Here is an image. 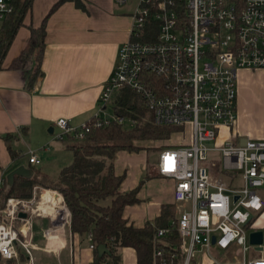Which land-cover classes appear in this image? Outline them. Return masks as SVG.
<instances>
[{
	"label": "built area",
	"instance_id": "built-area-1",
	"mask_svg": "<svg viewBox=\"0 0 264 264\" xmlns=\"http://www.w3.org/2000/svg\"><path fill=\"white\" fill-rule=\"evenodd\" d=\"M15 1L0 0V21ZM131 17L129 38L118 47L96 109L79 124L55 119L53 139L79 140L112 121L132 128L136 117L117 114L112 101L123 87L138 92L155 124L191 127L188 142L158 153L156 170L174 180V200L183 206L175 217L178 242L158 243L171 226L156 229L153 264H264V255L247 256L254 248L250 221L264 206V135L219 139L237 120L240 69L263 72L264 97V0H137ZM28 153L29 163H40L35 150ZM34 199L8 198L0 259L18 257L19 248L32 259L27 222L37 209ZM61 204L69 221L62 195Z\"/></svg>",
	"mask_w": 264,
	"mask_h": 264
},
{
	"label": "crops",
	"instance_id": "crops-1",
	"mask_svg": "<svg viewBox=\"0 0 264 264\" xmlns=\"http://www.w3.org/2000/svg\"><path fill=\"white\" fill-rule=\"evenodd\" d=\"M55 1L57 0L31 1V7L18 26L2 61L0 68V187L4 175L15 166L39 165L28 162V157L25 156L29 155V149L35 150L40 163L43 158H46V163L43 164L44 170L51 175H55L63 164L71 160V151L65 148V138L53 139L55 130L53 121L59 117H65L71 123L79 124L92 115L97 107L102 85L115 64L118 47L129 38L131 13L137 0H126L123 3H118L116 0H81L83 3L81 7L73 0L62 1L50 12L45 22V47L40 62L43 74L33 86L28 87L26 75L30 64L28 63L26 68H13L10 67V63L28 41L30 35L28 25L39 26ZM243 84L242 81L239 83L236 123L230 132L224 129L226 135L220 136L219 139L227 135H240L242 138L246 136L259 138L264 135V119L261 127L256 130H247L240 124L241 116L244 114V103L252 105L247 98L250 97L247 88ZM261 101L264 108L263 85ZM49 128L52 130L50 131ZM183 130L185 134L188 133L187 136ZM190 130L189 125L186 128L175 127L169 137L172 140L177 134L179 139L171 143L188 142L191 138ZM6 133L17 134V136L10 137L6 141L4 138ZM21 141L24 142L25 147L23 152L19 151V148L23 146H18ZM8 144L21 154L16 162L10 156ZM126 150L119 149L116 152L114 170L118 174L124 173L119 186L120 191H128L138 186L136 193L138 201L125 205L124 217L135 225L142 226L146 220H153L160 214L162 204H172L176 217L183 204L174 200V180L159 175L156 170L159 152L153 163H149L150 151L147 148L140 147L128 152ZM61 151L65 156L63 161L62 158L58 159ZM23 158L25 160H22ZM146 174H148L147 177H145ZM141 179L143 181L140 183ZM260 189L262 190H259V193L264 200V185ZM41 190L45 192V196H49L53 205L52 192H50L52 189ZM43 205L41 202V207ZM41 207L39 209L44 211ZM49 212H53V207ZM59 216H63L61 211ZM54 218L61 220L56 215H53ZM43 222L37 220L31 227L32 259H29L19 248L18 257L0 259L1 264H90L93 261L96 249L89 246L87 233L81 235L72 232L70 221L65 226L58 225L51 228L44 226ZM256 228L264 231V206L250 221L249 231ZM252 251L257 254L254 248ZM118 253L120 255L118 264H137V255L133 247L122 246L118 249ZM257 255H264V252H259ZM97 264L113 263L104 256L103 260Z\"/></svg>",
	"mask_w": 264,
	"mask_h": 264
},
{
	"label": "trees",
	"instance_id": "trees-1",
	"mask_svg": "<svg viewBox=\"0 0 264 264\" xmlns=\"http://www.w3.org/2000/svg\"><path fill=\"white\" fill-rule=\"evenodd\" d=\"M31 1L16 0L15 9L0 23V68L18 26L31 7ZM62 1L65 0H57L52 4L39 26L28 25V41L10 63L13 68H26L30 64L26 75L28 87L33 86L43 74L40 62L45 47V22L50 12ZM73 1L76 5L83 6L81 0ZM112 107L117 114L136 117V124L132 128H126L112 121L105 126L91 129L82 139L67 136L65 148L71 151L69 162L63 164L55 175L42 170V167L33 166L30 167L31 175L27 177L16 174L11 184L7 182L9 186L6 196L17 192V196L30 197L34 185L59 192L70 212V230L81 235L91 232L95 249L99 244L107 247V252L102 256L96 250L90 264H97L104 256L111 263L118 264V249L122 246L135 249L137 264H153V239L157 228L171 226L167 236L158 243H175L179 240L174 206L162 204L160 214L153 220H146L142 226L129 221L124 217L123 209L125 205L138 201V186L128 191H120L124 173L115 172L114 159L119 149H132L133 140L166 138L174 127L155 124L143 97L129 87L119 89L113 98ZM14 136L17 134H4L6 141ZM7 147L12 160L16 162L20 152L9 144ZM147 176L148 174L145 175ZM142 181L143 179L140 183Z\"/></svg>",
	"mask_w": 264,
	"mask_h": 264
},
{
	"label": "rangeland",
	"instance_id": "rangeland-1",
	"mask_svg": "<svg viewBox=\"0 0 264 264\" xmlns=\"http://www.w3.org/2000/svg\"><path fill=\"white\" fill-rule=\"evenodd\" d=\"M262 80H263V74L259 70L240 69L238 71V74H237V92L239 90V83L242 81L245 84V85L244 84L243 85L247 88L246 89L247 93L251 97V98L250 97H247V98L249 99V101L251 102L252 105H250V104L246 105L244 103V114H243V116H241L242 121H240V124L242 126H244V128L247 130L259 129L261 127L262 120L264 119V108L262 106V101H261V88L263 85ZM237 106H238V99H237ZM237 112H238V107H237ZM186 132H187V129H186ZM187 135H188V133L185 134V136H187ZM221 135L222 136L226 135V131L222 130ZM244 135H247V134H244ZM174 139L170 140V137L169 138L166 137V138L136 139V140L132 141V144L134 145V147L132 149H128V148H126V149L137 150L140 147L141 148H143V147L147 148L150 151L148 154V160L150 163L155 159V156H157V153L159 152L160 149L167 147V146L177 144V143H171L172 141H176L179 139V137H177V134H175ZM54 142H56V141H54ZM23 144H24V142L21 141L18 143V146H23ZM160 144H161V146H160ZM24 149H25V147L23 146V147L19 148V151L23 152ZM128 150H126V152H128ZM62 154H63V151H61L58 154V156H59L58 159L60 160L62 158V161H63L65 156H63ZM68 154H70V153H68ZM28 156L29 155L26 154L25 157L27 158ZM119 157H120V155H119ZM22 160H25V158H23ZM45 161H46V158H43V160H41V163H39V165H35V167H42V170H44V165L46 163ZM123 161H124V158H123ZM128 161H129V159H128ZM51 162H50L51 165H53V161H51ZM8 186L9 185L7 184L6 175H4L3 180H2V184L0 187V220L2 219V217H4V212L7 209V201H8L9 197L30 198L32 195L35 196V199L32 203V208H34V209L37 208V209H36V211H33L34 213L31 214V216L29 217V221L27 222V225L29 227L30 238H31L32 224L37 220H38V222L44 221L43 222L44 226H46L47 228L56 227L58 225H60L62 227V226H65L69 222L67 217L65 218V220L61 219V222H59V221L55 220L56 218L53 219V214L51 212L44 213L38 209L39 202H40V200L44 194L41 190V189H43L41 186L36 185L37 189L35 191L32 190V195L30 197L17 196L18 195L17 192H15V193L13 192V194H11L10 196H6V193L8 192ZM262 189H260V190H262ZM45 202L46 201L42 202V204H45ZM53 220H54V222H53ZM178 238H179V236H178ZM259 252H261V253L264 252V244H263L262 250H257V254H259ZM257 254L254 253V251H252V248H251L248 251L247 256H253V255H257ZM217 255L220 256L221 254L217 251ZM228 257L232 258L231 254L228 255ZM238 257H240V254L238 255Z\"/></svg>",
	"mask_w": 264,
	"mask_h": 264
},
{
	"label": "water",
	"instance_id": "water-1",
	"mask_svg": "<svg viewBox=\"0 0 264 264\" xmlns=\"http://www.w3.org/2000/svg\"><path fill=\"white\" fill-rule=\"evenodd\" d=\"M51 131L52 128H49ZM244 142V141H242ZM22 175V176H29L31 175V168L28 166H25L24 164H19L12 168L10 171L6 174V180L9 184L13 182L14 176ZM236 198V197H235ZM19 215L25 216V212H20ZM212 240L214 241V236L212 237ZM248 240L251 245H253L254 249L256 250H262L263 244H264V231L261 228L252 229L248 232ZM97 254L99 256H102L104 253L107 252V247L105 244H99L96 247Z\"/></svg>",
	"mask_w": 264,
	"mask_h": 264
},
{
	"label": "bare ground",
	"instance_id": "bare-ground-1",
	"mask_svg": "<svg viewBox=\"0 0 264 264\" xmlns=\"http://www.w3.org/2000/svg\"><path fill=\"white\" fill-rule=\"evenodd\" d=\"M51 195H52V203H53V205L51 204L50 198H49L48 195L46 197H44L45 196V192H44V194H43V196H42V198H41V200L39 202L38 209L41 207V202L46 201L45 204L41 207L44 211H42L41 209H39V210H41V212L45 213V211L49 212L51 207H53L52 214L60 217L62 220H65L66 209L64 208V205L61 204V199H59V197L61 198V195L58 196V195H56L53 192H52ZM57 210H59V211L57 212ZM60 211H61V213H63V216H59V212Z\"/></svg>",
	"mask_w": 264,
	"mask_h": 264
}]
</instances>
